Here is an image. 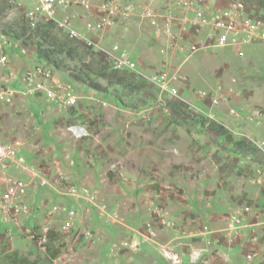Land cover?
<instances>
[{
    "label": "rangeland",
    "instance_id": "obj_1",
    "mask_svg": "<svg viewBox=\"0 0 264 264\" xmlns=\"http://www.w3.org/2000/svg\"><path fill=\"white\" fill-rule=\"evenodd\" d=\"M128 1L134 6L136 16L126 27H117L105 33L102 45L117 54L127 53L142 73L158 72L165 67L181 72L188 80L187 86H181L183 102L179 103L182 108L161 101L158 91L152 86L142 91H131L113 84L107 86V92L92 90L73 82L68 77L67 68L63 67L57 69L56 74L72 85L79 96L78 106L62 109L47 102L44 97L18 95L16 99L28 98L35 102L26 104L25 108L20 107V112L15 105H4L5 108L0 111V126L3 122L6 131H0V134L13 135L14 140L21 139V156L25 159V166L38 168L34 161L61 165V161L66 162L71 154L75 158L78 152L74 153L73 145L79 141L68 132L71 124H87L91 136L93 131H176L184 148L188 147L191 158L189 166H182L181 172L195 179V190L203 189L205 195L201 206L204 209L222 213L235 205L255 203L264 208V174L258 170L260 154L246 141L256 136L264 137V47L248 46L243 54L226 48L205 47L201 37L188 26L179 24L183 14L178 9L177 0ZM259 1L247 6L264 13V0ZM145 8L156 14L155 23L141 17ZM75 9L77 13L83 12L78 7ZM69 12L72 10L69 9ZM20 16L0 0V34L6 35L11 43L15 40L14 22ZM168 25L171 27L170 35L166 32ZM79 27L82 28L83 24ZM19 42L27 47L26 53L13 45L2 52L6 53L9 63L0 66V84H9L11 71L20 74L33 65L44 63L36 47ZM87 51L90 57L104 62L101 55L97 54V58L96 54ZM201 91L217 93L218 103L199 100L197 93ZM98 105L105 110L101 112L100 108H96ZM232 108L240 116L231 114ZM88 109L90 115L87 114ZM255 112L260 113L257 121L243 118ZM211 122L224 127L225 135L218 136L209 130L207 126ZM27 133L29 136L25 139ZM185 134H191L193 138ZM238 142L246 143L248 148L238 146ZM103 151L107 155L110 152L105 147ZM20 178L25 182L31 181L23 175ZM178 190L180 193L186 191L181 187ZM51 208L52 204L33 210L28 225L36 226L44 218H53L55 220L48 228L58 231L65 215L61 212L50 214L47 211ZM60 239L63 245L50 241L51 248L44 250L17 228L0 224V264H12L6 255L13 251L30 260L54 264L52 260L72 243L70 238ZM254 248L257 253L255 260L252 263L242 260L240 264H264V235L257 240ZM56 250L59 254L53 257L52 253Z\"/></svg>",
    "mask_w": 264,
    "mask_h": 264
},
{
    "label": "built area",
    "instance_id": "obj_2",
    "mask_svg": "<svg viewBox=\"0 0 264 264\" xmlns=\"http://www.w3.org/2000/svg\"><path fill=\"white\" fill-rule=\"evenodd\" d=\"M12 10L17 11L29 23H45L60 31L69 41L79 44L92 53L101 55L103 61L111 68L125 70L133 73L138 79L154 87L159 98L164 103L177 101L183 102L181 86H187V78L178 70L167 67L158 72L142 73L138 64L125 52L117 54L105 49L102 39L105 33L117 27H126L136 16L132 3L128 0H1ZM178 9L183 17L179 24L188 26L194 34L203 39L205 47L218 49H231L243 54L248 46L264 47V13L254 11L247 5L236 0H177ZM76 7L83 12H76ZM69 9L72 12H69ZM74 9V10H73ZM141 17L155 23L156 14L150 8H145ZM170 17L167 20L170 22ZM79 21V22H78ZM79 24H83L80 28ZM166 32L170 35L171 27L168 25ZM13 45L22 53L27 47L19 41L13 43L6 35L0 34V66L9 63L6 53L2 54L7 46ZM9 84H0V104L11 105L18 95L31 97H44L47 102L62 109H72L78 106L79 96L72 85L61 80L56 72L46 64H36L25 69L20 74L11 71L8 76ZM11 82H19L22 88H16ZM201 101L218 103L219 95L201 91L197 93ZM231 114L240 116L235 109H230ZM259 112L254 115H245L243 118L257 121ZM241 118V117H240ZM68 132L76 140L91 136L87 124H71ZM251 140V141H250ZM247 139L260 154L258 170L264 174V137ZM19 143L6 144L0 139V224H13L30 240L42 249L47 248L51 241L47 235L49 228H41L39 232L34 228L23 227L22 219L32 215L28 204V190L32 187L40 189H60L67 178L63 171L58 169L54 176L48 177L43 168L25 166V159L21 156ZM9 167H14L31 175V181L25 182L22 178L10 175ZM66 195L75 200H85L96 206L99 214L106 223L118 224L131 229L126 220L116 210H110L108 205L100 201L96 192L89 187L78 188L74 184L65 189ZM65 213V219L60 229L56 232L60 238H70L71 245L58 258L52 262L61 261L69 263L77 255V245L83 239H91L93 232L83 226L77 225V211L67 209L61 205H54L49 210L50 214ZM226 228L223 241L227 251L219 250L202 253L194 249L190 252L188 264H237L231 258V249L240 243L242 230L248 228V243L253 245L264 235V212L254 210L250 204L241 205L230 209L224 216ZM131 231L136 232L134 229ZM211 230L204 226L202 232ZM128 246L127 242L123 243ZM243 245V244H242ZM246 246V244H244ZM160 253L170 264H182L181 256L171 247L161 246ZM257 253L253 246L246 247L243 257L245 263H252Z\"/></svg>",
    "mask_w": 264,
    "mask_h": 264
},
{
    "label": "crops",
    "instance_id": "obj_3",
    "mask_svg": "<svg viewBox=\"0 0 264 264\" xmlns=\"http://www.w3.org/2000/svg\"><path fill=\"white\" fill-rule=\"evenodd\" d=\"M11 85L22 88L19 82H12ZM16 98L11 106L15 105L18 112L20 107L25 108L26 104L35 102L28 98ZM4 108V104H0V111ZM96 108H100L101 112L105 110L102 105ZM88 110L87 114L90 115L91 111ZM0 131H6L3 122ZM12 137L10 134H0L3 143L23 144L21 139L14 140ZM76 141L79 142H75L73 151L78 152L77 155L74 158L71 154L66 162L61 161V165L34 161L36 167L43 168L48 177L54 176L58 169L63 171L67 178L63 187H32L28 190L32 214L37 208L61 205L77 211V225L92 230L93 237L79 242L78 255L69 264H170L160 253L161 246L171 247L181 256L182 264H188L190 252L194 249L202 253L227 251L228 247L223 241L226 228L224 216L241 204L222 213L201 206L205 195L203 189L195 190V179L181 172L182 166H189L191 158L188 147L184 148L182 138L176 131H93V136ZM104 147L110 151L108 155L101 152ZM7 172L31 180L30 174L14 167H9ZM71 184L78 188L89 187L96 192L100 201L106 203L110 210L118 211L136 232L118 224L106 223L96 206L66 195L65 189ZM180 187L186 191L180 193ZM251 206L264 212V208L257 203ZM30 216L22 219L23 227H35L28 225ZM54 220L44 218L37 224L40 228H48ZM205 225L211 230L206 234L202 232ZM4 226L19 230L13 224ZM248 234V228L243 229L240 243L231 249V258L237 264L244 261L245 248L255 247L257 242L250 245ZM124 242L128 246H124ZM53 263L58 264L59 261Z\"/></svg>",
    "mask_w": 264,
    "mask_h": 264
},
{
    "label": "trees",
    "instance_id": "obj_4",
    "mask_svg": "<svg viewBox=\"0 0 264 264\" xmlns=\"http://www.w3.org/2000/svg\"><path fill=\"white\" fill-rule=\"evenodd\" d=\"M238 1L245 5L260 2L259 0ZM14 27L16 28L14 42L18 39L23 44L36 47L39 58L44 61L43 64L48 65L55 72H57V69L67 68L68 77L77 84L85 85L99 92H107V86L113 84L131 91L146 90L149 86L131 72L113 69L107 63L90 57L86 48L69 41L66 36L49 24H31L23 16H20L14 22ZM103 81L107 83L104 84ZM170 103L178 109L182 108L181 103L177 101H171ZM207 127L218 136H223L226 133L224 127L216 122L208 123ZM238 146L248 148V145L244 142H238ZM34 230L39 232L41 228L37 225ZM47 235L54 244L60 243V236L54 229L49 228ZM60 245L63 244L60 243ZM47 248H51V246L47 244ZM58 254L59 251L56 250L55 253H52V256L56 257ZM6 257L12 264H50L43 260H30L17 251L9 253Z\"/></svg>",
    "mask_w": 264,
    "mask_h": 264
}]
</instances>
